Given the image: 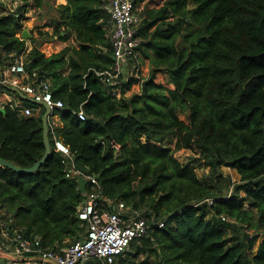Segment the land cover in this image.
<instances>
[{
  "label": "trees",
  "instance_id": "obj_1",
  "mask_svg": "<svg viewBox=\"0 0 264 264\" xmlns=\"http://www.w3.org/2000/svg\"><path fill=\"white\" fill-rule=\"evenodd\" d=\"M50 1L21 0L16 11L0 15L2 67L26 54L30 79L49 81L54 98L67 108L54 113L60 117L54 130L77 167L98 178L106 201L147 210L149 234L135 239L121 260L264 264V240L253 253L264 237V0H191V8L190 0H163L159 7L146 6L138 54L150 60L151 73L141 92L129 97L113 92L125 83L123 76L112 86L97 74L113 65L106 0H68L55 7L60 19L53 34L40 30L51 40L75 35L77 46L48 56L33 37L27 52L23 10ZM144 1L134 0V7ZM160 73L166 84L156 82ZM81 107L86 121L71 111ZM5 109L0 157L31 168L46 152L45 108L29 116L9 103ZM49 136L52 155L35 172L0 165V210L11 227L39 237L44 249L63 252L86 234L78 216L85 195L54 151L51 127ZM179 151L194 156L184 163L175 155ZM207 167L209 175L200 178L198 169ZM223 167L237 169L240 179L225 177ZM79 264L101 262L92 257Z\"/></svg>",
  "mask_w": 264,
  "mask_h": 264
},
{
  "label": "built area",
  "instance_id": "obj_2",
  "mask_svg": "<svg viewBox=\"0 0 264 264\" xmlns=\"http://www.w3.org/2000/svg\"><path fill=\"white\" fill-rule=\"evenodd\" d=\"M103 9L109 15L108 39L113 52V65L106 71H97V74L104 83L115 86L122 76L125 82L136 76V71L126 69V66L129 65V59L138 54L142 42L141 28L135 15L134 0H106ZM24 59L22 55L13 56L0 71V91L6 86L14 87L34 102L44 103L50 108L52 115L49 125L54 134V151L63 158L68 177L76 181L78 177L87 180L86 191L83 192L85 201L78 211L79 218L86 222V237L78 239L63 252L50 251L42 247L39 237H26L19 228L11 227L12 220L7 221L5 227L11 235V242L0 240V264H21V258H25L27 264H79L92 257L101 264H115L116 258L135 239L149 234L148 212L143 208H126L121 202L106 201L98 178L77 167L71 149L56 136L54 129L57 123L52 120L55 112L67 108L62 100L54 98L49 81L39 80L36 75L32 82L23 81L24 77L30 78ZM0 104L5 107L6 102L0 101ZM13 108L26 116L33 113L30 105L21 103ZM71 111L80 121L88 119L82 107L78 111ZM210 202L213 203V200ZM163 226L164 222L160 221L159 227Z\"/></svg>",
  "mask_w": 264,
  "mask_h": 264
},
{
  "label": "crops",
  "instance_id": "obj_3",
  "mask_svg": "<svg viewBox=\"0 0 264 264\" xmlns=\"http://www.w3.org/2000/svg\"><path fill=\"white\" fill-rule=\"evenodd\" d=\"M67 3H68V0H51L43 8H37L33 4H31L26 9H24L23 10L24 11L23 12L24 13V20H23L24 29H27L29 31V33L31 34L30 38L34 37V38H36L38 40V33H40V31H37L38 28L36 26H38V25L41 26V28L39 30H41V31L45 30V32H48L49 35L53 34V24L55 23V21L60 19L59 15L56 14L54 17H52L53 18L52 22L49 23L48 25H45L44 18L47 17V20H49L48 12L53 7L55 8L58 5H66ZM143 4H145V6L143 5L141 7L142 10L146 6L150 7V8H155V7H151V5H149V4L146 5L145 1L143 2ZM20 5H21V0H0V15L16 11L19 8ZM106 14H107L108 21H109V15H108L107 12H106ZM41 19L43 21H41ZM105 28L110 29V24L108 23ZM30 38L27 39V52L32 50V48H33V46L35 44V43L32 42V40ZM54 39H55V41L53 40L54 42H52V44H46L48 49H51L52 46L55 45L57 51H55L54 53H57V52L63 50L65 47H67L69 45H75V46L78 45L75 35H72L69 38V40H67V41L62 40V39H58L56 37H54ZM42 52H44V51H42ZM25 55L26 54H22V56L24 58H25ZM126 69H130V70L134 69V71H136V76H133L131 78V80H133V81H132V84H131L130 88H126L125 85L127 84V82H125L119 88L113 90L114 95H116L117 97H121L123 95V92H125L124 95L127 96V97L132 95L131 94L132 91H134L135 93H140L141 92L142 81L150 76L151 63H150L149 59L143 57L139 53L137 55L136 60H133V61L129 62V65L126 66ZM23 81L26 82V83L27 82H32V80L30 78H26V77L23 78ZM156 82L157 83L166 84V82H167L166 81V75L163 74V73L158 74L156 76ZM170 87H173V86H170ZM0 101H2L3 103L4 102L9 103V105L12 106V107H14L16 104H21L22 103V104H25V105H29V103H32V102H30L28 100L23 99L17 92L13 91V89H11L10 86H6L0 91ZM40 107H43V106L37 105V107H32V109H33V111L40 112L41 111ZM52 120L55 123H57V125L60 124V117L59 116H55ZM4 218H5L4 211L0 210V240L1 241H6L7 243H9V242H11L9 240L11 238V235H10L9 231L7 230V228L5 227V223H7V220H5ZM83 237H86V234ZM120 256L121 255H119L116 258L115 264H125L121 260ZM123 257H124V255H123ZM144 257L145 256H140L139 259H136V264H139V260H142ZM21 259H22V262H20L21 264H27L25 262L26 261L25 258H21Z\"/></svg>",
  "mask_w": 264,
  "mask_h": 264
},
{
  "label": "rangeland",
  "instance_id": "obj_4",
  "mask_svg": "<svg viewBox=\"0 0 264 264\" xmlns=\"http://www.w3.org/2000/svg\"><path fill=\"white\" fill-rule=\"evenodd\" d=\"M163 0H145V3L146 5H151V7H159L161 4H162ZM145 6V4H143V2L139 5V6H136L135 7V15L136 17L138 18L139 20V23H141V20H142V9L141 7L142 6ZM189 6L190 8L193 7V3L192 1L190 0L189 2ZM56 14H58V12L56 11V8H52L49 12H48V17H49V20H47V17L44 18V21H45V25H48L49 23L52 22V17H54ZM58 17V16H57ZM41 21H43L41 19ZM38 28L37 31H40L39 29L41 28L40 25L36 26ZM45 32V30H44ZM52 36H49L48 35H41L38 33V46L40 47V49L42 51H44L48 56L52 53H54L55 51H57L55 45L52 46L51 49H48L46 44H52V42L55 41V39L53 38L52 40L50 39ZM54 40V41H53ZM173 88V87H171ZM135 92L132 91L131 94H134ZM37 105V104H35ZM41 109H43V107H40ZM55 116H58V115H55ZM183 116V115H182ZM183 119H185V117L183 116L182 117ZM174 143H175V139L174 137H171L168 141V144L171 145L172 148H174ZM176 157L181 161V162H189L191 161L192 157L194 156V153L191 152V151H179L177 152L176 154ZM222 171H223V174L225 177H231L233 181H238L240 179V175L238 173V170L235 169V168H229V167H223L222 168ZM210 173V168L207 167V168H202V169H198V176L200 178H203L205 179V175L208 176ZM231 191V190H230ZM251 233H254V231H251ZM264 240V237H260L258 240H257V243H256V246H255V249L253 250V253H255L257 251V248H258V245L260 244L261 241Z\"/></svg>",
  "mask_w": 264,
  "mask_h": 264
},
{
  "label": "water",
  "instance_id": "obj_5",
  "mask_svg": "<svg viewBox=\"0 0 264 264\" xmlns=\"http://www.w3.org/2000/svg\"><path fill=\"white\" fill-rule=\"evenodd\" d=\"M22 39L23 40H27L31 37V34L29 33V31L27 29H24L23 33H22ZM3 67H2V61L0 58V71H2ZM11 89H13V91L17 92L23 99L28 100L34 104L37 105H41L45 108V113L42 117L43 120V129H44V143H45V147H46V152L45 155L43 156V158L38 161L33 167L25 169V168H21L19 166H16L15 164L11 163L10 161L0 157V165L13 169L17 172L20 173H33L35 172L43 163H45V161L52 155V146H51V141H50V125H49V119L50 116L52 115V112L50 110V108L44 104V103H36L34 102V100L28 96H26L25 94H23L22 92H20L18 89L14 88V87H10ZM0 111L3 113H6V109L5 107H1ZM77 181L79 183L80 186V190L81 192H85L86 191V186H87V180L84 177H78Z\"/></svg>",
  "mask_w": 264,
  "mask_h": 264
}]
</instances>
